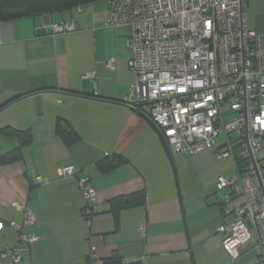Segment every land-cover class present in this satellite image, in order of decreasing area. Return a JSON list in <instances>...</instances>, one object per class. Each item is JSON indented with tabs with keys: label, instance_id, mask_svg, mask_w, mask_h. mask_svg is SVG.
<instances>
[{
	"label": "crops",
	"instance_id": "0c3cea01",
	"mask_svg": "<svg viewBox=\"0 0 264 264\" xmlns=\"http://www.w3.org/2000/svg\"><path fill=\"white\" fill-rule=\"evenodd\" d=\"M102 1L0 22V264H88L92 247L103 264L114 254L125 264H259L253 246L230 255L218 230L234 219L213 189L232 157H217L222 141L196 153L215 155L217 173L190 190L184 153L127 99L132 27H107ZM63 23L74 28L55 32ZM247 24L264 33V0H249ZM66 164L77 172L61 176ZM80 177L97 191L90 222ZM18 205L32 208L36 223L23 230L36 241L13 263L1 251L19 244Z\"/></svg>",
	"mask_w": 264,
	"mask_h": 264
},
{
	"label": "built area",
	"instance_id": "2783aa9c",
	"mask_svg": "<svg viewBox=\"0 0 264 264\" xmlns=\"http://www.w3.org/2000/svg\"><path fill=\"white\" fill-rule=\"evenodd\" d=\"M105 2L107 27H132L127 46L136 79L127 99L148 114L173 153H199L223 142L217 157L231 156L235 172L220 176L217 190L229 188L243 197L239 209L229 208L232 196L223 200L224 213L234 217L218 229L223 246L233 257L253 246L258 263L264 264V33L248 27L249 0ZM73 28L67 23L53 27L55 32ZM106 67L114 69L115 60ZM59 172L65 177L77 169L66 164ZM78 183L83 217L90 222L97 191L88 177ZM17 208L23 214L21 224L13 223L19 244L1 251L13 263L22 259L21 246L36 241L23 230L36 223L32 208ZM95 251L92 247L88 264H103Z\"/></svg>",
	"mask_w": 264,
	"mask_h": 264
},
{
	"label": "trees",
	"instance_id": "16d2710c",
	"mask_svg": "<svg viewBox=\"0 0 264 264\" xmlns=\"http://www.w3.org/2000/svg\"><path fill=\"white\" fill-rule=\"evenodd\" d=\"M98 0H0V22L9 21L18 17L36 15L41 13H50L70 9L75 6L87 5ZM21 94L15 99L25 96ZM14 100V99H13ZM6 104L0 107V110ZM22 144L30 139V134H20ZM20 148V147H19ZM18 152L13 154V158L18 157ZM107 264H125L118 254H114L106 261ZM128 264H139L138 262H130Z\"/></svg>",
	"mask_w": 264,
	"mask_h": 264
},
{
	"label": "rangeland",
	"instance_id": "374dc122",
	"mask_svg": "<svg viewBox=\"0 0 264 264\" xmlns=\"http://www.w3.org/2000/svg\"><path fill=\"white\" fill-rule=\"evenodd\" d=\"M105 4V0L102 1ZM101 2V3H102ZM174 154H181V153H174ZM184 160H186L188 163H190V171L188 169V177H190V185L189 188L192 192H200L201 188L205 187V184L208 183L211 179L216 175L217 173V165H216V158L214 156H205L204 154H187L184 153V155H181ZM234 173V168L232 167L229 170V173H224V176H227L230 174L232 175ZM218 180V178H217ZM216 180V181H217ZM216 183V182H215ZM210 184V183H209ZM216 192L215 196L219 199L225 198L229 191L222 190L218 191L217 187L213 188ZM243 203V197H237L232 202H230L229 208L235 207L236 209L241 208Z\"/></svg>",
	"mask_w": 264,
	"mask_h": 264
},
{
	"label": "water",
	"instance_id": "95a60500",
	"mask_svg": "<svg viewBox=\"0 0 264 264\" xmlns=\"http://www.w3.org/2000/svg\"><path fill=\"white\" fill-rule=\"evenodd\" d=\"M165 144H166V143H165ZM248 247H249V246H247V247L243 248V249H242V251H243V250H245V249H247Z\"/></svg>",
	"mask_w": 264,
	"mask_h": 264
}]
</instances>
